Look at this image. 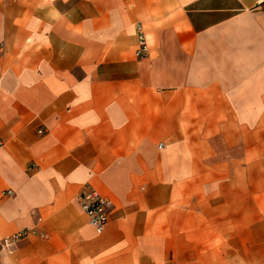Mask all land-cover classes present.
Wrapping results in <instances>:
<instances>
[{"label": "crops", "instance_id": "crops-1", "mask_svg": "<svg viewBox=\"0 0 264 264\" xmlns=\"http://www.w3.org/2000/svg\"><path fill=\"white\" fill-rule=\"evenodd\" d=\"M260 1L0 0V264H264Z\"/></svg>", "mask_w": 264, "mask_h": 264}, {"label": "built area", "instance_id": "built-area-1", "mask_svg": "<svg viewBox=\"0 0 264 264\" xmlns=\"http://www.w3.org/2000/svg\"><path fill=\"white\" fill-rule=\"evenodd\" d=\"M256 7L258 11L264 15V0L258 2ZM136 29L138 47L135 54L136 56L141 57L147 51V38L141 25H138ZM1 47L2 46L0 45V49ZM40 133H42V130H40ZM0 145H2L1 141ZM8 193H10V191H8ZM77 201L87 216L89 224L94 227L98 234L103 232L109 220V213L112 205L111 201L89 186H86L85 189L79 193ZM35 234L37 233L34 229H21L1 239L0 248L1 250L4 249L7 252H12L20 241Z\"/></svg>", "mask_w": 264, "mask_h": 264}]
</instances>
